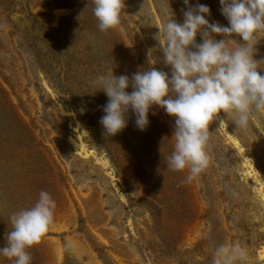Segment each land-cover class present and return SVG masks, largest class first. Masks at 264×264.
Listing matches in <instances>:
<instances>
[{
	"label": "rangeland",
	"instance_id": "obj_1",
	"mask_svg": "<svg viewBox=\"0 0 264 264\" xmlns=\"http://www.w3.org/2000/svg\"><path fill=\"white\" fill-rule=\"evenodd\" d=\"M197 2L210 8V23L228 26L219 0ZM92 8L91 0H0V248L10 215L43 190L57 207L29 250L32 264H211L224 243L264 264V193L254 175L264 180V115L238 131L235 114L221 111L209 125L208 168L182 184L187 171L166 167L174 118L154 106L141 131L129 111L127 127L109 137L100 123L108 97L89 80L111 70L130 80L150 68L170 75L155 36L171 16L182 23L187 6L125 0L120 25L106 33ZM255 48L264 62V33Z\"/></svg>",
	"mask_w": 264,
	"mask_h": 264
},
{
	"label": "clouds",
	"instance_id": "obj_2",
	"mask_svg": "<svg viewBox=\"0 0 264 264\" xmlns=\"http://www.w3.org/2000/svg\"><path fill=\"white\" fill-rule=\"evenodd\" d=\"M228 26L210 23V8L183 0V22L167 19L158 27L155 39L163 61L171 73L150 68L130 78L101 74L89 80V86L108 97L100 123L107 136H115L128 124V113L135 115L136 127L149 125V113L155 106L175 120V143L166 158L172 172H185L182 184L196 180L209 166L211 133L209 125L221 111L235 114L238 131L249 127L256 115H264V75L258 68L264 62L254 59L255 46L264 33V0H219ZM98 29L108 32L121 23L125 0H91ZM173 15V13H172ZM201 42L197 43V36ZM233 35L243 43L233 40ZM222 36L223 39H216ZM151 52V50H150ZM131 85L132 91L127 89ZM95 91V92H96ZM66 115H74L66 113ZM225 123L219 121V128ZM57 205L50 193L40 191L29 208L13 212L6 234V246L0 257L13 264H32L30 249L39 244L54 223ZM248 249L239 243L215 247L211 264H248Z\"/></svg>",
	"mask_w": 264,
	"mask_h": 264
},
{
	"label": "bare ground",
	"instance_id": "obj_3",
	"mask_svg": "<svg viewBox=\"0 0 264 264\" xmlns=\"http://www.w3.org/2000/svg\"><path fill=\"white\" fill-rule=\"evenodd\" d=\"M234 142H235V144H236V146L240 149V152L242 153V155H243V157L245 158V159H247V161L249 160V158L247 157V154H246V152L244 151V149L240 146V144H239V142L238 141H236L235 139H234ZM78 145V144H77ZM84 152H85V147H84V145L83 144H81V145H78ZM94 151V150H93ZM102 163L104 164V166H108V162L107 161H102ZM251 169H252V172H254V168L253 167H251ZM254 175H255V178H256V181H257V183H258V185L260 186V191L262 192V193H264V180L257 174V173H255L254 172ZM264 196V195H263ZM263 252V256H264V251H262Z\"/></svg>",
	"mask_w": 264,
	"mask_h": 264
}]
</instances>
